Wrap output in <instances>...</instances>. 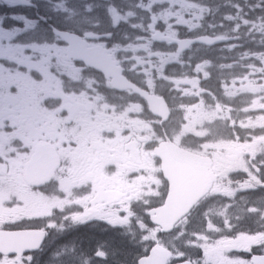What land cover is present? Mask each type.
I'll return each mask as SVG.
<instances>
[{
	"label": "flooded vegetation",
	"instance_id": "flooded-vegetation-1",
	"mask_svg": "<svg viewBox=\"0 0 264 264\" xmlns=\"http://www.w3.org/2000/svg\"><path fill=\"white\" fill-rule=\"evenodd\" d=\"M63 1L0 0V202L23 201V206L12 207L0 203V219L46 216L50 197L59 206L77 200L111 206L138 199L142 192L138 185L125 181V170L143 169L151 158L143 120H134L126 105H111L110 81L94 71L83 73L74 61L65 67L61 49L66 46L46 37L47 26H62ZM202 34L198 30L193 35ZM87 39L92 46L105 47L91 35ZM105 48L115 60L116 53L122 52V48ZM116 61L123 63L122 58ZM34 66L44 68L45 74L41 76ZM147 84L154 90L155 81ZM222 90L231 101L249 98L250 102L243 110L247 117L240 119L235 108L218 97L221 141L213 169L226 176L224 184L230 183L229 175L245 173L250 178L245 179L247 183H259L257 173L264 172L260 167L264 165V77L245 71ZM245 127L246 134L239 136ZM39 148L55 150L59 169L50 183L37 187L26 181V167L33 166L39 184L40 176L53 166L47 156L34 163ZM81 187L91 188V195L80 198ZM61 191L66 193L63 199ZM42 226L43 222L33 221L7 227ZM4 264L12 261L5 257Z\"/></svg>",
	"mask_w": 264,
	"mask_h": 264
},
{
	"label": "snow or ice",
	"instance_id": "snow-or-ice-1",
	"mask_svg": "<svg viewBox=\"0 0 264 264\" xmlns=\"http://www.w3.org/2000/svg\"><path fill=\"white\" fill-rule=\"evenodd\" d=\"M184 6L189 11L182 13L179 10V4L173 6L167 2L162 3L159 5L160 16L153 18L150 40L156 44L164 43L165 48L158 49L149 40L141 41L140 43L146 46L132 49L126 54L127 59H124L121 65H117L116 60L121 59L124 54L117 52L116 60L113 61L110 56H101L82 42L65 40L61 42L62 46H66L61 49L64 53L65 67L70 68L72 61H74L83 73L94 71L99 74L100 78H104L107 74L111 80L126 81L130 87L115 88V92L127 95L131 102H136L134 98L138 96V93L132 91V87H143L146 91L150 90L146 83L149 76L158 84H169L168 92H179L181 99H183V89L177 87L176 81L177 79L183 81L184 76L181 74L166 80V77L171 74V70L176 66L181 68L191 67L193 77L189 79L194 78L197 82H200L201 80L210 79V73L208 75H205V73L211 68V62L205 64L201 60L199 64L194 65L191 56L186 59L183 57L172 59L164 65V74L161 75L160 64L163 61L161 60L160 51L175 52L181 48L182 41L187 42V46L182 49L184 53H187L197 44L211 47L227 40H247L248 44L256 45L257 49L246 48L243 43L237 44L236 47L244 49L238 59L249 61L244 67L252 72V75L264 77V0H256L255 3H248V0H246L243 6L240 4L226 5L233 7L235 12L223 15L218 26L223 28L224 21H229L233 25L230 30L231 34H220L206 38H200L193 34L205 27L204 21L207 17L213 15V9L200 5L199 8H195L193 13L192 0H188ZM168 7H172L173 11H164ZM245 7L247 11H245ZM253 12H256L257 15L249 19V14ZM216 26L208 25L212 28ZM241 28L245 30L243 35L240 33ZM103 43L105 47L110 46L107 41H103ZM229 50L232 49L229 48ZM89 60H92L94 65L99 66H93L91 69L85 67V65H89ZM197 68H202V70L197 71ZM253 69H259V72H253ZM34 70L39 71L41 76L45 74L44 68L34 66ZM133 77L140 79H133ZM141 79L145 81L144 84H141ZM184 87L191 88L192 84L186 82ZM193 90L195 91V89ZM160 91L162 93L164 89L161 88ZM88 99L91 100L92 97L89 96ZM196 99L199 100V97H196ZM260 167L264 168V165ZM257 176L259 183H254L251 188L240 189L239 183H243V181H239L237 190L241 192L257 190L264 192V172L257 173ZM245 179H250L247 173H245ZM172 185L173 180L165 176L164 187L166 191L162 195H157L154 199L150 198L151 194H149V197H145L143 200L135 199L111 206L77 200L64 206L57 205L49 215L43 217L22 215L18 219H0V233H40L39 243L37 244L29 243L21 248L14 247L10 252L0 249V264H4L5 257L11 260L12 264H49L46 258L42 259V257H45V241L49 236V229L60 231L66 227L79 228L88 224L93 225L95 228H99L101 225L106 226L103 231L109 233L108 237L102 243H98L95 251L91 254H88L85 248L87 237L78 238L79 247H74L71 250L72 255L66 259V264H95L96 261H108L110 255L113 254L117 256L123 254L125 256V259L120 260L119 264H264V240L256 241L247 247L219 248L213 253L214 258H209L204 241L201 239V233H193L189 239H184L189 236L187 222L183 227L175 225L173 228L168 229L164 228L158 220L153 219L154 210L163 208L167 203ZM152 188L157 193L160 192L157 185H152ZM176 192L177 196L181 194L179 180L176 182ZM65 195L66 193L61 191V199ZM226 199L232 201L234 197H226ZM0 203H4L8 207L13 205L23 206V201L19 199ZM230 206L235 210L233 219L239 223L242 213H247L249 208L256 205L249 201H243L239 206L236 204ZM257 216L262 222L261 230H264V217H260L259 213H257ZM57 219L60 223H57ZM33 221L43 222V226L39 228L7 227L8 225L32 223ZM258 234L259 232L248 233V235ZM215 239H218V237L209 241L213 247H215ZM50 244L51 242H48V246ZM128 257H131V261L128 260Z\"/></svg>",
	"mask_w": 264,
	"mask_h": 264
},
{
	"label": "rangeland",
	"instance_id": "rangeland-1",
	"mask_svg": "<svg viewBox=\"0 0 264 264\" xmlns=\"http://www.w3.org/2000/svg\"><path fill=\"white\" fill-rule=\"evenodd\" d=\"M98 2V3H97ZM167 2L170 5H176L177 2L174 0H93V7L91 11V16L95 15L97 20L101 23L104 22V17H107L106 22L109 20V16L113 18V23L111 26H107L108 28L113 27L114 25L118 26V30L116 34H109L110 38L112 35L115 36H121L120 33L123 31H126L129 35L128 31L131 27L133 30L137 28L138 33L136 32H130L133 37L132 42H137L142 38L143 35L150 32L151 29V20L152 15H156V17H159L161 14V11L159 10V5L162 3ZM117 6L123 7V13L117 8ZM82 6H76L75 8V14H76V20H78V10H81ZM141 11L144 12V14H141ZM166 12H172L173 8L168 7L164 9ZM218 11V8H213V15H216V12ZM235 9L232 8L229 13H234ZM118 16L117 22L114 20V16ZM212 15V16H213ZM91 16H86L85 18H91ZM211 16V19H212ZM139 21L141 26H132V22ZM230 23V22H229ZM122 25V26H121ZM126 26V30H123L121 27ZM149 26V27H148ZM91 28H93L91 24ZM227 27L224 26L223 28L217 27V30L219 32H222ZM229 28H232V26H229ZM103 32V26H95V31H92L91 33L99 34ZM240 33H243L242 28L240 29ZM138 35V36H135ZM147 37V36H146ZM101 41V40H99ZM143 41V40H140ZM139 41V42H140ZM240 41H237V43ZM110 44L113 48H118L119 46L114 44L112 41V38L110 40ZM246 48H255L254 45L246 43L244 45ZM232 48H237L242 50V48L233 46ZM132 50V46L127 45V52L129 53ZM210 55L216 56V51H211ZM173 56L170 54H166L162 57V60L167 64L169 60H172ZM192 61H195L196 64H199V61L201 60L200 56L192 55L191 56ZM214 67H211L212 70L217 73L218 75L221 72V68L217 67L216 63H214ZM197 71H200L201 68H197ZM150 71V70H149ZM180 73L183 74L189 78L193 77V69L191 67H183L176 66L174 69L171 70V73ZM161 74V73H160ZM164 74V72H163ZM161 74V75H163ZM151 77V76H150ZM193 83H195V86L197 84H201V82H197L196 79H191ZM170 86L167 83H164L160 86V89L163 88L164 91L162 93L166 94L167 97L170 99V101L175 105L176 99L179 98V102L182 103V105H177L174 107L175 110H178V123L176 127V131L178 133L177 137L186 138L188 142L195 143L197 146L200 145L201 139L204 138L208 144L215 145L217 142V126L215 123L218 120V113L215 110V100L210 96L208 100H203V98L199 97V100L195 97V89L194 86L191 88H188V90L185 89L184 92V98L181 99L179 92L169 93L168 88ZM159 89V90H160ZM161 92V91H160ZM174 97V98H173ZM127 104L128 107L133 106L134 102H129L128 96H127ZM143 120L148 121L147 125H149L151 128L155 127V124L158 123L157 121H149L151 119L143 118ZM172 134L174 133V128H171ZM158 142L161 141V138H156ZM146 174L145 176L140 178V184L139 187H141L146 193L149 192L151 194L150 198H155L157 195H160L163 191V186L161 184V176H160V169L155 164H148V167L144 168ZM133 171V168H128L125 170V181H129L132 177L131 174L128 176L126 180V176ZM146 179L147 182H144L143 180ZM146 185V186H145ZM152 185H157L160 189V192L157 193L156 190L152 188ZM88 194H91V188H85L81 190L80 196H87ZM215 194H222V195H215ZM211 199L208 202L207 209V221H203V227L201 229L205 228L204 233L200 232L201 239L204 241V246L207 249V253L209 255V258H214L213 253L217 251L219 248H227V247H247L251 245L252 243H255L259 240H264V233L261 234L257 238H251L247 239L243 233V224L240 223H234V221L231 218L232 214V208L231 206L228 208L227 211H221V209L226 205V203H229L231 205L232 201H229L226 199V197H232V191H229L227 187L222 188H216L212 194ZM52 209H49L46 211V215H49L51 213ZM204 211L205 206L203 207V217H204ZM189 225H187L188 232L189 229L191 231L189 232V236L185 237L184 239H189L193 233H196L197 229H199V226H194L195 223H191L188 221ZM194 228V230H193ZM231 229V231H229ZM207 230V234H205ZM249 230L248 227H245V231L247 232ZM254 232H258L257 230ZM218 237V239H215V247L209 241L213 240V238Z\"/></svg>",
	"mask_w": 264,
	"mask_h": 264
},
{
	"label": "water",
	"instance_id": "water-1",
	"mask_svg": "<svg viewBox=\"0 0 264 264\" xmlns=\"http://www.w3.org/2000/svg\"><path fill=\"white\" fill-rule=\"evenodd\" d=\"M59 35L69 42H81L79 39L67 34ZM186 46L187 43L184 44L183 48ZM95 52L101 56L105 54L103 52L101 53V49ZM87 66L92 68L93 66L99 65H94L93 61L89 60V65ZM105 77L109 79L107 74ZM112 84L114 88L130 87L126 81L122 80H112ZM132 91L138 93L148 103L153 114L162 118L165 122L168 121L169 110L163 99L150 96L139 87H132ZM156 154L157 158L162 161V170L165 176L173 180V185L167 203H165L163 208H158L153 212V219L158 220L164 228L171 229L183 220L210 192L215 179L209 172L211 164L207 159L182 151L172 143L160 145L156 150ZM177 180L181 184V194L179 196H177L176 192ZM32 235L35 234L28 235V237ZM31 239L25 237L16 248L27 246L29 243L33 245L39 243V237L34 240ZM3 245L12 251L13 246L8 239H5Z\"/></svg>",
	"mask_w": 264,
	"mask_h": 264
},
{
	"label": "trees",
	"instance_id": "trees-1",
	"mask_svg": "<svg viewBox=\"0 0 264 264\" xmlns=\"http://www.w3.org/2000/svg\"><path fill=\"white\" fill-rule=\"evenodd\" d=\"M196 1H204L211 8L220 7V10L217 12V16L214 17V22L216 25H219L221 23V17L226 14L227 8L230 7L226 5L240 4L243 6L245 5L246 2V0H196ZM255 2L256 0H248V3H255ZM245 11H247L246 7H245ZM255 15H257L256 12L249 14V19H251L252 16ZM224 25L233 27L232 23H229V21H224ZM230 30L231 29L225 30V34L230 33ZM256 49L257 48H254L253 50ZM231 55L239 56L236 54V52H233ZM225 61L226 63H229L236 60L226 59ZM105 227L106 226L101 225L99 228H95L93 227V225L88 224L85 226H81L77 231H72L68 235H65L62 238V243L59 242L58 240L57 241L50 240L51 244L47 249V254H48L47 260L49 264H66V259L70 255H72L71 250L74 247H79L78 238L80 237H87V243L85 245L86 251L88 252V254L93 253L96 249L97 244L105 241L109 235V233L103 231ZM55 251L56 253H54ZM123 259H125V256L123 254L118 256L113 254L110 255L108 261H96L95 264H119L120 260ZM128 260L131 261V257H128Z\"/></svg>",
	"mask_w": 264,
	"mask_h": 264
},
{
	"label": "bare ground",
	"instance_id": "bare-ground-1",
	"mask_svg": "<svg viewBox=\"0 0 264 264\" xmlns=\"http://www.w3.org/2000/svg\"><path fill=\"white\" fill-rule=\"evenodd\" d=\"M10 87V86H9ZM13 89V88H12ZM14 91H15V89H14ZM11 92H12V90H11ZM14 93V92H13ZM46 108H48V107H46ZM42 134V133H41ZM44 135V134H43ZM40 137H41V135H40ZM36 141V140H35ZM34 142V141H33ZM36 145V144H35ZM21 159V158H20ZM20 159H17V160H20ZM23 160H24V158H22ZM21 159V160H22ZM21 160L19 161V163L21 162ZM25 161V160H24ZM27 161V160H26ZM28 162V161H27ZM24 163V162H23ZM51 198V197H50Z\"/></svg>",
	"mask_w": 264,
	"mask_h": 264
}]
</instances>
